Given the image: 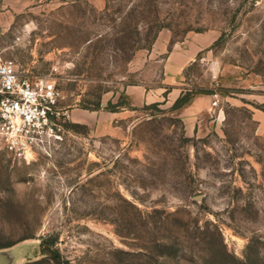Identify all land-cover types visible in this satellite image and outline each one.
<instances>
[{"label":"rangeland","instance_id":"obj_1","mask_svg":"<svg viewBox=\"0 0 264 264\" xmlns=\"http://www.w3.org/2000/svg\"><path fill=\"white\" fill-rule=\"evenodd\" d=\"M187 39L202 48L177 98L208 96L201 128L187 133L177 98L98 126L128 85L171 90L165 62ZM6 59L55 79L69 112L50 154L0 141L9 264H264V0H0Z\"/></svg>","mask_w":264,"mask_h":264},{"label":"built area","instance_id":"obj_2","mask_svg":"<svg viewBox=\"0 0 264 264\" xmlns=\"http://www.w3.org/2000/svg\"><path fill=\"white\" fill-rule=\"evenodd\" d=\"M62 97L51 76L23 73L13 59L0 61V141L10 155L29 160V153L50 154L62 143L69 116Z\"/></svg>","mask_w":264,"mask_h":264},{"label":"crops","instance_id":"obj_3","mask_svg":"<svg viewBox=\"0 0 264 264\" xmlns=\"http://www.w3.org/2000/svg\"><path fill=\"white\" fill-rule=\"evenodd\" d=\"M168 41L165 36L159 37L155 42V49L163 51L167 48ZM202 46L194 41L185 40L179 44H174L173 48L169 51L167 60L165 62L166 77L163 81L164 84L173 85L165 97L164 92L166 87L160 86L155 89H148L142 84H132L125 87L123 95L129 100L131 108L124 107L120 110L108 111L107 114L111 122L100 123L98 126L103 128L105 132L118 133L122 129L131 126V124L141 117L140 111L145 104L165 100L166 102L174 101L180 94L183 88L176 86V77L180 74L182 69L195 60L196 55L200 52ZM211 104L208 96L205 93H197L193 98L184 106L179 108L178 113L183 116L186 124L187 133H195L198 129V123L201 128L205 118L209 114ZM92 116V115H90ZM122 119L120 124H114ZM14 260V257L7 256L0 253V264H9Z\"/></svg>","mask_w":264,"mask_h":264},{"label":"trees","instance_id":"obj_4","mask_svg":"<svg viewBox=\"0 0 264 264\" xmlns=\"http://www.w3.org/2000/svg\"><path fill=\"white\" fill-rule=\"evenodd\" d=\"M170 90V88H168L166 91H165V94H167V92ZM195 95V92L191 91V90H188L186 92H183L176 100L175 102L173 103L172 107L174 109H178L180 107H182L183 105H185L187 102H189L193 96ZM157 103H160V102H155L153 104H157ZM101 107V103L98 102L96 105H95V108L98 109ZM108 109L110 110H118L119 108L121 107H131V104L129 102V100L123 95L121 97V99L119 101H117L116 103L112 102V101H109L108 105H107ZM13 243H8V244H1L0 245V248L2 247H6V246H10L12 245ZM46 248L43 249V253L46 252Z\"/></svg>","mask_w":264,"mask_h":264}]
</instances>
